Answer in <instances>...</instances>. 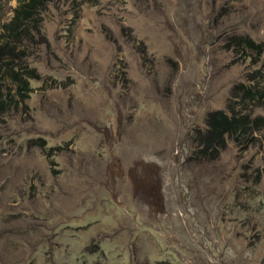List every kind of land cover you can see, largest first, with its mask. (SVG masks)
Listing matches in <instances>:
<instances>
[{"label":"rangeland","instance_id":"374dc122","mask_svg":"<svg viewBox=\"0 0 264 264\" xmlns=\"http://www.w3.org/2000/svg\"><path fill=\"white\" fill-rule=\"evenodd\" d=\"M34 35L0 113V264H264V100L196 140L264 88V0H51Z\"/></svg>","mask_w":264,"mask_h":264},{"label":"trees","instance_id":"16d2710c","mask_svg":"<svg viewBox=\"0 0 264 264\" xmlns=\"http://www.w3.org/2000/svg\"><path fill=\"white\" fill-rule=\"evenodd\" d=\"M51 0H18L13 8L11 18L1 24L0 32V78L10 79L16 85L15 93L7 88H0V113H7L15 109L19 103H24L28 98L30 86L27 76L33 75V69L23 68L21 73L15 69V59H22L23 50H17L21 46L34 42V34L40 32V14L46 9ZM249 44L250 41L243 39ZM15 56V57H14ZM25 74L26 76H24ZM258 76L256 78L259 79ZM230 114L225 110H215L207 116V135L197 137L198 151L212 155L223 147L226 138L234 140L245 136L251 130V125L263 121L262 117H251L248 107L253 100H264V88L238 83L231 89ZM239 100H237V99ZM240 108L237 110L236 106ZM254 105H257L254 103ZM253 105V106H254ZM264 122V121H263Z\"/></svg>","mask_w":264,"mask_h":264}]
</instances>
